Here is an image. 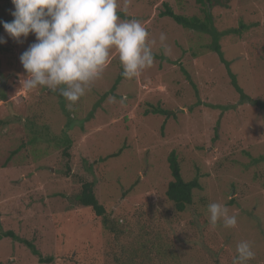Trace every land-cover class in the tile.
I'll list each match as a JSON object with an SVG mask.
<instances>
[{
	"label": "rangeland",
	"instance_id": "374dc122",
	"mask_svg": "<svg viewBox=\"0 0 264 264\" xmlns=\"http://www.w3.org/2000/svg\"><path fill=\"white\" fill-rule=\"evenodd\" d=\"M119 5L120 18L141 21L155 41L154 64L126 79L113 50L71 107L58 92L22 86L20 56L35 36L18 43L0 24V234L54 259L40 263L25 244L1 237L0 264H233L243 241L255 252L247 264H264V110L240 102L230 77L264 101V0L210 7L218 32L239 30L219 39L220 54L208 35L160 15L168 7L202 18L195 0ZM12 11L11 0L0 1V20L11 22ZM153 108L167 114H145ZM171 152L182 178L201 187L182 213L165 195ZM90 182L104 225L73 203ZM210 203L227 207L237 226L212 227Z\"/></svg>",
	"mask_w": 264,
	"mask_h": 264
},
{
	"label": "clouds",
	"instance_id": "9594fccd",
	"mask_svg": "<svg viewBox=\"0 0 264 264\" xmlns=\"http://www.w3.org/2000/svg\"><path fill=\"white\" fill-rule=\"evenodd\" d=\"M11 22L0 20L9 37L21 42L30 34L32 43L20 56L27 73L22 86L31 91L46 87L74 105L101 77L115 50L126 79L139 77L154 64L150 33L137 19L123 20L119 0H11ZM167 51L166 34H160ZM6 43L0 36V44ZM112 102L115 97L110 98ZM123 103V100L121 101ZM209 222L228 228L237 226V216L219 203L207 206ZM233 264H247L255 258L248 241L240 242Z\"/></svg>",
	"mask_w": 264,
	"mask_h": 264
},
{
	"label": "trees",
	"instance_id": "16d2710c",
	"mask_svg": "<svg viewBox=\"0 0 264 264\" xmlns=\"http://www.w3.org/2000/svg\"><path fill=\"white\" fill-rule=\"evenodd\" d=\"M0 1H10V0H0ZM229 0H195V2L201 6V13L203 15L202 18H199L198 16H179L172 13V11L166 7V9L160 13L161 17H169L173 19L178 25L185 29L192 30L194 32H198L204 35H208L211 38L210 43V50L212 52H216L220 54V45H219V39L227 35L229 33L238 35L239 30L233 29L228 32H218L213 24H212V18L210 14V7L216 3V6L224 5ZM166 5V4H165ZM243 28V26H241ZM231 77V83L233 84L235 91L240 96V102H248L252 104L257 109L264 110V101L261 100H253L248 98L244 95L242 90L237 85V82L232 74H230ZM153 113V114H167L166 112L160 110L159 108H153L150 112H145V114ZM168 162V168L170 171L171 181L168 182L167 188L165 191V195L169 202H171L174 206V209L177 213H182L185 211V209L192 205L193 203V191L200 190L201 187L198 183V179H193L191 181H185L182 178L181 175V169L179 165V161L177 159V156L174 152H171L169 156L167 157ZM95 185L94 182L86 183L81 186V189L78 194H76L73 198V203L75 206L84 207L90 210L96 221L98 219L102 218V224L104 225L103 219L106 220L105 217V210L102 204L98 201L94 190ZM107 221V220H106ZM1 237H9L11 239H14L16 241H19L20 243L25 244L30 252L39 257L40 263H52L53 258L52 257H46L43 258L39 252L31 245L29 242H26L24 240L18 239L12 232H1ZM167 256V254H166ZM171 259V255L167 258ZM70 262L73 260L70 258Z\"/></svg>",
	"mask_w": 264,
	"mask_h": 264
}]
</instances>
